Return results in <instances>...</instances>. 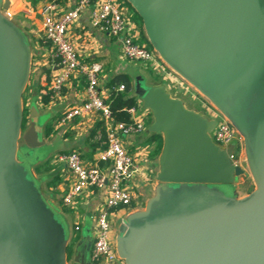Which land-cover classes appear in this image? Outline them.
Instances as JSON below:
<instances>
[{
    "label": "water",
    "instance_id": "1",
    "mask_svg": "<svg viewBox=\"0 0 264 264\" xmlns=\"http://www.w3.org/2000/svg\"><path fill=\"white\" fill-rule=\"evenodd\" d=\"M160 60L241 136L235 167L211 134L216 120L188 109L164 84L136 88L160 136L152 193L114 238L123 264H264V0H125ZM0 0V264H68V239L19 159L45 145L35 104L23 131L32 48ZM254 189L240 196V178ZM220 185L233 188L226 195ZM89 240L73 264L86 262Z\"/></svg>",
    "mask_w": 264,
    "mask_h": 264
},
{
    "label": "built area",
    "instance_id": "2",
    "mask_svg": "<svg viewBox=\"0 0 264 264\" xmlns=\"http://www.w3.org/2000/svg\"><path fill=\"white\" fill-rule=\"evenodd\" d=\"M58 8L54 1H50L46 2L40 11L42 35L52 46L51 66L56 70L50 82V102L59 100L65 85L76 73L80 74L86 81L85 100L80 105L65 110L59 123L67 124L81 117L98 115L105 132V139L101 142L103 148L98 152L93 164H86L75 151L56 157L59 163L66 166L73 178L72 185L62 197V205L72 209L75 207V200L83 194L92 190L104 191L103 203L97 208L93 218L90 264H123L115 252L110 211H130L136 201L130 184L140 175L141 165L137 158L129 154L126 146L130 137L144 132L145 115L142 111L149 112L139 105L126 109L130 122L114 120L109 105L99 90L100 65L85 64L79 60L76 48L67 38L68 29L83 11L89 9L92 27L115 38L126 60L151 64L157 77L163 80L172 78L174 84L184 83L188 88L190 86L170 70L153 50L137 43L134 23L119 0H77L71 8L57 15ZM117 90L123 91L124 86L120 85ZM205 108L207 111L204 115L216 120L211 134L214 144L225 150L232 147L228 154L230 162L235 167H244L241 136L216 109ZM75 229L78 230L77 227Z\"/></svg>",
    "mask_w": 264,
    "mask_h": 264
},
{
    "label": "crops",
    "instance_id": "3",
    "mask_svg": "<svg viewBox=\"0 0 264 264\" xmlns=\"http://www.w3.org/2000/svg\"><path fill=\"white\" fill-rule=\"evenodd\" d=\"M35 1L10 0V8L7 12V16L19 25L31 45L32 67L24 94L30 93L32 98L29 108L32 104H35L40 115L44 118L43 135L45 145L52 147L49 156L44 161L31 165L30 171L35 181L38 182L40 192L46 203L56 209L68 223L71 221V226L77 227V231H82L84 228L92 227L94 213L103 203L104 191H89L75 200L74 208H65L61 200L72 185L73 178L66 166L63 163H59L56 157L60 154L75 151L80 154L86 164H93L98 152L103 148L101 142L105 139V132L98 115L81 117L67 124L59 123L60 117L65 110L80 105L85 100L86 81L78 73L65 85L59 100L55 103L49 101L48 104L42 102L43 97L49 92L50 82L56 70L51 66L50 55L52 46L45 41L42 35L40 11L46 2L54 1L56 3L57 0ZM76 2L77 0L71 3L67 2L63 7L56 3L59 7L57 15L71 8ZM123 9L134 23L136 40L140 41L142 37L140 28L130 18L131 14L128 9ZM67 38L76 48L81 62L100 65L101 69L98 74L99 90L105 100L110 97L111 88L109 87V82L116 75H126L131 79L141 74L150 83V80L143 74L142 69L144 67H142L141 63L126 60L122 56L119 42L115 38L98 32L92 27L89 9L83 11L79 19L68 29ZM157 84L161 83L151 80V85ZM133 92L134 89L132 88L131 95ZM137 104V106L141 105L139 100ZM147 115L144 116L145 124L147 125H145L144 132L130 137L126 146L129 154L137 158L141 164L140 175L135 177L130 184L136 200L134 206L137 205L139 199L136 192L138 190L143 192L144 187L148 185L154 157H158L161 150L159 148L157 153L159 140L157 138L150 139L151 134L147 133V127L150 125V117L148 118ZM142 146H146L144 147L145 153H142L144 150H140ZM101 166L103 165L101 164ZM242 186H244V178H240L236 185L240 196L249 193L244 191ZM128 212L125 210L110 211V219L113 225V241L119 226L124 222Z\"/></svg>",
    "mask_w": 264,
    "mask_h": 264
},
{
    "label": "rangeland",
    "instance_id": "4",
    "mask_svg": "<svg viewBox=\"0 0 264 264\" xmlns=\"http://www.w3.org/2000/svg\"><path fill=\"white\" fill-rule=\"evenodd\" d=\"M72 1L74 0H57L56 3L59 4L61 7H63L67 4V2L71 3ZM120 3L123 8L128 9V11L130 12L129 7L124 4V1L120 0ZM141 65L142 67H144L142 69L144 73L143 72L142 73L148 78V80H150V83L149 81L147 82L145 77H143L141 74H138L130 79L133 89L145 88L146 86L151 85V80H153L154 82L156 80L157 82H160L166 85L167 90L171 94L172 97L182 99L184 101L185 106L188 109H192L199 113L205 114L207 111L205 107H212V105L193 88L191 87L188 88V86L184 83H182L181 85L174 84L172 83V78L163 80V78L157 77L152 71L151 64H146V65L141 64ZM31 98L32 96L30 97V93H27V95L24 94L23 96V107H24V115H25V123L23 126V131H25L27 127L29 126V104L31 102ZM142 114L147 115L148 113H146L145 111H142ZM147 116L148 118L150 117L149 123H151V116L149 114ZM161 145H162V139L159 140V146L157 148V153H158L159 148H161ZM144 147L146 146L140 147V150H144L145 149ZM51 151H52V147L47 146V145L41 148H38V149L28 150L24 147V143L22 140H20L19 142V152H18L19 159L23 164V167L27 173V177L31 178L30 181L33 182L34 186L37 189H39L38 182H36L35 179L33 178L32 173L30 171L31 169L30 167L31 165H34L39 161H44L46 157L49 156ZM157 159H158L157 156L154 157V160H153L154 163H153V167L151 168V177L149 179L148 185L144 187L143 192L139 190L136 192L139 196V199H138L137 205L133 206L132 210L143 209L146 200L150 197L152 193V187L156 183L155 176L158 171ZM242 187H244L243 189L246 192H251L254 189L252 179L249 175L244 178V186ZM218 188L221 189L228 196L229 195L231 196L233 193V188L231 186L220 185L218 186ZM50 208L53 211V216H54L55 221L63 228L65 232V238L68 239V251H69L67 253L68 264H73V254L75 250L77 249V244L81 241L82 238L91 240L93 225L91 224L92 227L84 228L82 229V231H77L74 227L71 226V223H70L71 221L68 223L65 220V218L56 211V209H54L51 206ZM112 236H113V233H112ZM87 245H89V242L87 243ZM86 262L90 263L89 253H86Z\"/></svg>",
    "mask_w": 264,
    "mask_h": 264
},
{
    "label": "trees",
    "instance_id": "5",
    "mask_svg": "<svg viewBox=\"0 0 264 264\" xmlns=\"http://www.w3.org/2000/svg\"><path fill=\"white\" fill-rule=\"evenodd\" d=\"M37 1H42V0H36ZM124 1V4L129 7L130 9V14L131 17L138 25V27L141 30V39L140 41H137L138 44L145 46L148 50L152 51V48L148 44L146 38L144 37L143 31H142V24L140 18L137 16V14L131 9V7ZM122 85L124 86L123 91H118L117 88ZM109 87L111 88L110 90V97L108 100H105V102L109 105L110 111L112 113V116L115 121L119 122H130V117L126 113V109L131 108V107H137V102L138 98L133 97L131 95L132 91V85H131V80L129 77L126 75H116L110 82H109ZM50 101V92L43 97L42 102L44 104H48ZM25 123V115L23 119V126ZM103 124V123H102ZM104 130V127H103ZM158 139L161 140L160 136H156L154 134H151L150 139ZM62 201V200H61ZM68 247H67V253H68Z\"/></svg>",
    "mask_w": 264,
    "mask_h": 264
},
{
    "label": "flooded vegetation",
    "instance_id": "6",
    "mask_svg": "<svg viewBox=\"0 0 264 264\" xmlns=\"http://www.w3.org/2000/svg\"><path fill=\"white\" fill-rule=\"evenodd\" d=\"M91 247V244H90V242H89V245H86V248H87V250L90 252V248ZM75 256H76V250H75V252H74V254H73V261H74V259H75Z\"/></svg>",
    "mask_w": 264,
    "mask_h": 264
}]
</instances>
